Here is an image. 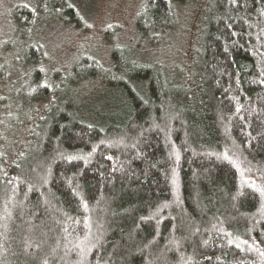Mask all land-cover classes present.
<instances>
[{
	"label": "trees",
	"instance_id": "trees-1",
	"mask_svg": "<svg viewBox=\"0 0 264 264\" xmlns=\"http://www.w3.org/2000/svg\"><path fill=\"white\" fill-rule=\"evenodd\" d=\"M193 2L141 0L133 38L103 26V57L60 53L57 33L86 20L77 0H10L0 264H264V0L197 1L196 39L170 67L157 42ZM102 87L120 110L87 120Z\"/></svg>",
	"mask_w": 264,
	"mask_h": 264
},
{
	"label": "rangeland",
	"instance_id": "rangeland-1",
	"mask_svg": "<svg viewBox=\"0 0 264 264\" xmlns=\"http://www.w3.org/2000/svg\"><path fill=\"white\" fill-rule=\"evenodd\" d=\"M197 1L199 0L182 5L178 12L180 19L178 28L175 27L169 34L161 36L157 42L160 48H156L157 55L159 58H163L170 67L175 61L185 63L186 54L196 39ZM9 2L10 0H0V25L5 23L6 17L3 14H6ZM77 2L81 6V10H84L86 20L81 28H68L63 33H57L56 42L61 48L59 49L60 53L83 44L88 48L95 46L98 54L105 57L106 43L97 45L105 24L117 25L112 34L115 39L127 41L133 38L134 17L141 0H77ZM52 52L53 56L55 50ZM150 53L154 54L155 51L150 50L145 54L150 55ZM169 73L171 72L169 71ZM121 102L120 95L114 88L102 87L85 95L80 113L87 120L98 121L100 118L106 120L107 116L109 117L112 113L120 110Z\"/></svg>",
	"mask_w": 264,
	"mask_h": 264
},
{
	"label": "snow or ice",
	"instance_id": "snow-or-ice-1",
	"mask_svg": "<svg viewBox=\"0 0 264 264\" xmlns=\"http://www.w3.org/2000/svg\"><path fill=\"white\" fill-rule=\"evenodd\" d=\"M235 2V0H233V3Z\"/></svg>",
	"mask_w": 264,
	"mask_h": 264
}]
</instances>
